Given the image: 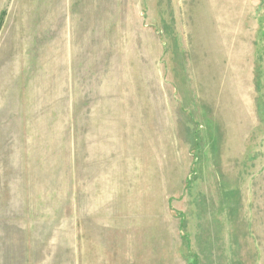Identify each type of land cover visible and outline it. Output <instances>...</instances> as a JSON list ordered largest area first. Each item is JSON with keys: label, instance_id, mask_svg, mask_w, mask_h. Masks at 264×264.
<instances>
[{"label": "rangeland", "instance_id": "rangeland-1", "mask_svg": "<svg viewBox=\"0 0 264 264\" xmlns=\"http://www.w3.org/2000/svg\"><path fill=\"white\" fill-rule=\"evenodd\" d=\"M0 264H264V0H0Z\"/></svg>", "mask_w": 264, "mask_h": 264}, {"label": "trees", "instance_id": "trees-1", "mask_svg": "<svg viewBox=\"0 0 264 264\" xmlns=\"http://www.w3.org/2000/svg\"><path fill=\"white\" fill-rule=\"evenodd\" d=\"M4 16H5V13H3V14L1 15V18H0V28L2 27L3 20H4Z\"/></svg>", "mask_w": 264, "mask_h": 264}]
</instances>
